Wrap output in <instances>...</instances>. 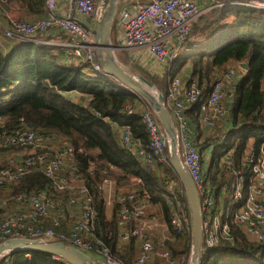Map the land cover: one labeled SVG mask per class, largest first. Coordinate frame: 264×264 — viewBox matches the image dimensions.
<instances>
[{
	"label": "trees",
	"instance_id": "trees-1",
	"mask_svg": "<svg viewBox=\"0 0 264 264\" xmlns=\"http://www.w3.org/2000/svg\"><path fill=\"white\" fill-rule=\"evenodd\" d=\"M9 1L23 4L27 15L32 18L20 22L47 17L48 0ZM121 59L131 64L133 69L141 70L126 52H122ZM235 63L246 64L248 69L246 77L235 86L236 103L228 112L231 131L222 133L225 143L212 151L215 173L208 177L218 191H221L224 183L234 181V177L219 167L220 156L233 149L234 163L237 167H245L246 174V160L251 148L259 150L264 144V11L233 0H215V6L203 13L194 24L173 69L164 79L139 70L152 84L160 85L166 97V81L180 76L185 69L190 72L186 85L196 84L202 91V102H205L215 83ZM72 91L79 94V99L64 95ZM201 103L193 105L190 111L189 120L193 123L199 121ZM148 106L114 78L104 73L101 76L97 74L90 64H62L56 49L47 44L21 42L7 58L0 53V134L24 126L33 129L38 136L74 147L78 174L94 199V226L88 239L99 240L118 263L137 264L142 241L136 237L122 241L123 229L119 224L121 206L117 201L121 193L134 191L141 196L146 195L150 203L162 210L174 239L165 246L178 263L186 264L192 248L191 226L189 224L183 234L176 235L171 227V210L181 203L189 218L190 213L183 187L170 161L165 165L148 166L121 146L120 142V130L128 126L134 141L144 148L148 147V130L141 118L142 113L137 111L140 107L146 109ZM129 108L134 111L132 114H128ZM211 137L205 141L207 147ZM14 148L0 142V154ZM198 148L201 150L200 144ZM12 158L1 160L0 170L8 166ZM61 174L67 173L62 171ZM105 181L115 186L110 216L105 189L102 188ZM171 181L177 184L176 196L165 192ZM40 193L60 203L59 210L69 205L73 197L72 192L56 190L54 180L34 170L17 184L0 187V198L4 200L5 194L9 197L8 204L0 211V222L5 218V211L11 209L17 212L20 206L21 209L28 208V202L20 205L15 200L18 196L31 197ZM62 217L60 213L55 232L69 235L71 229L63 231L60 228ZM51 225L52 222L49 227ZM136 226L137 223L133 221L126 230L130 233ZM232 235L233 241H221L215 250L203 256L201 264H264V242L250 239L235 224L232 225ZM159 243L155 241L156 246ZM92 251L94 253L88 254L96 261L93 255H101L97 254V249ZM7 260L10 264H68L58 257L26 251L14 253Z\"/></svg>",
	"mask_w": 264,
	"mask_h": 264
},
{
	"label": "built area",
	"instance_id": "built-area-1",
	"mask_svg": "<svg viewBox=\"0 0 264 264\" xmlns=\"http://www.w3.org/2000/svg\"><path fill=\"white\" fill-rule=\"evenodd\" d=\"M75 4L78 13L88 24L93 25H88L91 28L105 10V0H75ZM244 5L264 11V3L248 2ZM214 6L215 0H124L114 20V51L126 52L132 61L149 74L164 79L170 72L169 66L179 58L198 18ZM47 10L48 14L44 19L13 21L5 37L20 43H39L38 36H49L53 32L67 34L70 37L72 56L83 59L95 72L103 74L97 62L94 39L81 26V22L58 15L56 4L52 0H48ZM237 74L236 69H229L215 83L205 102H202L203 94L196 84L188 86L178 76L167 80L165 106L171 111L177 129L178 153L199 192L203 218V255L210 254L221 241H233V224L244 230L250 239L264 242V144L260 154L253 152L247 157L246 174L245 167H237L234 163V151H226L220 156L219 167L234 177V181L224 183L221 191H218L205 174V156L197 147L196 136L185 116V112L193 105L202 102L201 122L210 132H216L218 123L227 116V88ZM133 112L128 109V114ZM141 118L148 130V147L144 148L134 141L128 126L122 128L121 146L148 166L168 164L169 138L156 113L148 106L143 110ZM1 141L24 151V155L18 162L14 158L9 159L8 166L0 170V187L17 184L34 170H38L54 180V187L59 192L73 193L69 205L78 206L81 214L73 222L69 235L56 233L60 215L53 217L52 213L59 211L60 203L51 201L45 193L31 197L18 196L15 200L20 205L28 202V208L11 212L0 222V244H6L11 239H31L41 243L62 242L84 253H94L92 249H97L99 253H96L101 255L103 264H120L110 256L109 250L99 240L88 239L94 226V199L78 174L74 147L38 136L33 129L24 126L10 133L0 134ZM217 147L218 145L212 146L213 150ZM64 170L69 175H62ZM111 184L112 182L105 181L102 188ZM167 189L176 196L177 184L174 181L169 182ZM117 201L121 206L119 224L123 229L122 241L126 242L130 237L142 241L137 264H146L153 256H156L155 264H180L165 246L173 238L163 239L158 246L145 239L148 229L155 226L147 215V196L126 191L118 196ZM7 204L8 200L0 198V211ZM48 218H52V225L43 229L41 223ZM29 221L32 224H28ZM133 221L137 226L129 233L126 227ZM189 224L190 218L183 205L178 203L173 206L171 227L175 234H183ZM8 256L2 257L0 264L5 261V264H10Z\"/></svg>",
	"mask_w": 264,
	"mask_h": 264
},
{
	"label": "water",
	"instance_id": "water-1",
	"mask_svg": "<svg viewBox=\"0 0 264 264\" xmlns=\"http://www.w3.org/2000/svg\"><path fill=\"white\" fill-rule=\"evenodd\" d=\"M124 0H105V10L93 28L81 23L94 39L97 61L102 72L114 78L121 85L146 102L156 113L163 130L169 138L170 165L175 171L184 190L190 213V226L192 234L191 264H201L203 260V218L201 202L197 187L183 166L178 153L177 129L172 113L165 106L163 94L154 89V85L142 76L135 75L127 70L117 59L112 43L114 20L119 6ZM241 4L248 2L264 3V0H233ZM202 10L203 7H200ZM247 69L248 66L245 65ZM33 252L47 254L61 258L68 264H98L86 253L66 245L62 242L41 243L31 239H11L6 244H0V259L17 252Z\"/></svg>",
	"mask_w": 264,
	"mask_h": 264
},
{
	"label": "crops",
	"instance_id": "crops-1",
	"mask_svg": "<svg viewBox=\"0 0 264 264\" xmlns=\"http://www.w3.org/2000/svg\"><path fill=\"white\" fill-rule=\"evenodd\" d=\"M56 12L58 15L72 17L79 20L81 23L84 24L86 23V25L93 26L91 24H88L86 20L78 13V10L76 9L75 0H58V5L56 4ZM25 20H32V18L27 15L26 8H24L23 4H20L15 1L10 2L9 0H0V53L4 55L6 58L11 54L14 47L17 46L20 42L6 38L5 34L10 29L9 27L13 21H25ZM38 41L41 44H47L49 46L54 47L56 49V52L58 53L60 62L66 66H72V65H78L84 63L83 59H78L72 56V49L70 47V37L67 34L53 32L49 36H38ZM173 64L174 63H172V65L169 66L168 71L170 70L171 72L174 66ZM245 65L246 64L235 63L229 67V69H238L239 72L236 75L235 79L232 80V82L227 88V97L225 100V104L227 106L228 112L232 110L233 106L236 103L235 86H237L242 81V79L246 77V72L248 68L246 69ZM90 68L93 69L91 65ZM99 75L101 76L102 74ZM181 77H182L181 80L184 82V84H186V82H188L190 78V72L188 71L186 72V70L184 69L181 73ZM64 95H68L69 98L71 99L75 97L76 99H79L80 97L76 91L69 92L68 94L64 93ZM193 107L185 112L186 114L185 116L187 118L192 133L196 136L197 147L200 144L202 150L201 152L205 156L204 157L205 174L206 176L213 175L215 173V167L212 166L211 148L212 146L215 145L216 146L218 145L219 147L225 143L224 142L225 139L222 136V133L231 131L232 128L231 119L227 113V116L223 118L220 123H218L216 132L213 131L210 132L201 122L200 111L198 113L199 114L198 123H193L191 120H189L190 111L193 109ZM143 110L144 108H141L138 109L137 111H140L142 113ZM122 128L120 130V134ZM209 133H211L212 135H210ZM210 137H211V142H208V144L210 145L209 147H207V143H205V141ZM253 148H251L249 155L252 154L253 152L256 154H260L261 148L259 150H256L255 148L254 150ZM8 157H13V152L10 151L7 153L0 154V161ZM14 159L19 161V159L16 158ZM64 172L68 174L67 171L64 170ZM106 188L107 189H105V193L107 194L108 192L107 210L110 216L112 213V208L114 203L115 186L112 183L111 185L106 186ZM19 209H21V206L19 207ZM22 210H27V209L23 208ZM151 210H154L155 212L153 215L150 213ZM15 211L16 210L11 211V209H9L8 211L4 212V216L6 217L10 212H15ZM60 213H62L63 215L60 228L63 231H68L72 228L73 222L80 216L81 211L78 206L76 205L70 206L67 204L66 207L60 209L58 212H53L52 216L55 217L57 214L60 215ZM147 215L152 224L156 223V225H159L158 227L163 229V232L165 231L169 235V237L172 238L171 237L172 231L170 227L166 224L163 212L158 205L156 204L154 205L149 202L147 208ZM51 222H52V218L45 219L43 223H41V227L47 228L50 226ZM28 224H32V222L29 221ZM155 230H156L155 226H152L150 228L151 233H153ZM146 264H154V262L152 260L151 262H148Z\"/></svg>",
	"mask_w": 264,
	"mask_h": 264
},
{
	"label": "rangeland",
	"instance_id": "rangeland-1",
	"mask_svg": "<svg viewBox=\"0 0 264 264\" xmlns=\"http://www.w3.org/2000/svg\"><path fill=\"white\" fill-rule=\"evenodd\" d=\"M55 4H57L58 5V0H52ZM120 7V6H119ZM119 10V9H118ZM113 36H114V34L112 35V43L114 44L115 42H114V38H113ZM115 55H116V57H117V59H118V61L127 69V70H129L130 72H133L135 75H138V76H142V77H144V78H146L143 74H141L140 73V71L142 70V71H144V69L140 66V68H141V70L139 71V70H135V69H133L134 67L131 65V64H127V63H125V62H123L122 61V59H121V57H122V52H120V51H115ZM134 62V61H133ZM136 63V62H135ZM236 71L237 72H239L238 71V69H236ZM146 74H148L149 76H151V74H149V73H147L146 72ZM180 79H182V77H181V75L180 76H178ZM147 79V78H146ZM148 80V79H147ZM149 81V80H148ZM166 83H167V81H166ZM154 85V84H153ZM154 89L156 90V91H158L159 93H161V94H163V89L161 88V86L160 85H154ZM142 107H140L139 109H141ZM131 108H129V110H130ZM121 135V134H120ZM212 150H213V148H211V152H212ZM11 152H13V158H16V159H21L22 157H23V155H24V151H22V150H20V149H18V148H14L13 150H10ZM76 185V184H75ZM105 189H107L106 187H105ZM107 192V191H106ZM165 192L168 194H170V195H172L174 192H171V191H169L168 189H166L165 190ZM107 194H108V192H107ZM107 194L105 193V195H106V198H107ZM6 196H8L7 194H5V196H4V198L5 199H7L8 201H9V197H6ZM11 213V212H10ZM152 215L155 213L154 212V210H151V212H150ZM154 225H155V231L153 232V233H151L150 232V229H148V231L146 232V235H145V238L146 239H148L149 241H151L153 244H155V241H159V242H161L163 239H165V238H168L169 237V235L164 231L163 232V229H161V228H159L158 226L159 225H156V223H154ZM158 227V228H157ZM140 241V240H139ZM156 245V244H155ZM191 253H192V248H191V252H190V255H189V258H188V260H187V263L186 264H191ZM94 257H96V259L98 260V261H101L102 260V258L101 257H97V256H95V255H93ZM152 260H153V262H154V264H155V261H156V256H153L152 257ZM151 260V261H152ZM103 261V260H102ZM150 261V262H151Z\"/></svg>",
	"mask_w": 264,
	"mask_h": 264
},
{
	"label": "bare ground",
	"instance_id": "bare-ground-1",
	"mask_svg": "<svg viewBox=\"0 0 264 264\" xmlns=\"http://www.w3.org/2000/svg\"><path fill=\"white\" fill-rule=\"evenodd\" d=\"M89 257H91L88 253H86ZM95 262H97L98 264H103V262H101V261H98L97 259H96V261Z\"/></svg>",
	"mask_w": 264,
	"mask_h": 264
}]
</instances>
